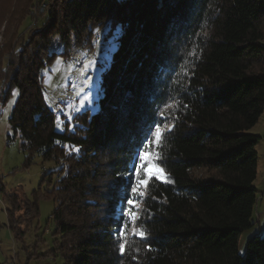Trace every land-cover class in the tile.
Here are the masks:
<instances>
[{"label": "trees", "instance_id": "obj_1", "mask_svg": "<svg viewBox=\"0 0 264 264\" xmlns=\"http://www.w3.org/2000/svg\"><path fill=\"white\" fill-rule=\"evenodd\" d=\"M9 1L0 0V110L17 93L10 140L20 139L25 167L37 156L55 164L29 196L0 188L24 264H264V237L239 251L258 201L260 137L250 131L264 115V0H20L19 17ZM104 27L119 36L97 111L57 132L42 76L58 57L51 47L58 38L62 56L92 53ZM157 126L164 179L141 174L132 224L135 162ZM46 200L52 248L30 252Z\"/></svg>", "mask_w": 264, "mask_h": 264}, {"label": "rangeland", "instance_id": "obj_2", "mask_svg": "<svg viewBox=\"0 0 264 264\" xmlns=\"http://www.w3.org/2000/svg\"><path fill=\"white\" fill-rule=\"evenodd\" d=\"M21 2L20 0H10L8 2L11 11L13 10L12 13L16 14L17 17L21 15V12L18 11V8L20 9L21 7ZM11 11L10 14H12ZM107 31V27L98 28L95 31V49L92 53L84 49H74L70 57L62 56L63 48L58 38L51 47L52 53L57 54L58 57L53 65L43 70L42 76L44 79L45 102L54 114L57 132L62 133L67 129L73 131L74 124L72 121L75 115L88 110L92 113L97 111L98 102L102 95V73L111 65L119 36L117 31L115 35L108 37ZM2 40L0 35V43L3 42ZM85 94L92 98L90 103L86 99ZM16 97L17 93H15V97L7 104L6 108L0 110V188L4 185L9 192H17L29 196L38 188L44 174L55 169V164L52 162L44 163L37 156L33 165L28 168L25 167L26 159L25 154L21 150L20 139L10 140V136H13V131L9 124V119ZM160 131L162 136L165 128H160ZM250 133L260 137L257 145L259 178L255 182V187L258 189V201L252 219V227L245 231L239 240V251L241 254L245 252L247 243L252 237L255 235L264 237V115ZM156 145V137L154 136L152 143L141 150V152L145 153L150 152L148 157L150 163L140 160L139 155L135 162L136 168H140L141 165H144V168L140 169L139 175L136 174V171L134 172L136 191L131 193L133 203L129 204L131 211L128 215L132 224L135 223L138 215L137 211L141 208L139 197L145 194L144 189L148 182L146 179H140L141 174L143 173L146 178L158 177L164 179V173L157 166V157L152 151V147ZM145 169H151L152 174L149 175ZM157 169L161 171H157ZM142 181H146V185L141 183ZM8 209L9 204L0 192V263L24 264L27 255L23 251V245L14 239L8 228V217L6 214ZM54 209L55 205L52 201L46 200L40 203L39 220L25 239L30 252H34V248L37 247L38 252L44 254L52 248L54 225L50 222V217ZM31 264H62V260L40 259L39 261H33Z\"/></svg>", "mask_w": 264, "mask_h": 264}, {"label": "snow or ice", "instance_id": "obj_3", "mask_svg": "<svg viewBox=\"0 0 264 264\" xmlns=\"http://www.w3.org/2000/svg\"><path fill=\"white\" fill-rule=\"evenodd\" d=\"M85 97H86V99L88 100V102L90 103L91 100H92V98H91V97H88L87 94H85ZM82 103H83V101H82ZM151 135H154V136L156 137V142L158 143V142H159V139H160V136H161V131H160L159 126L156 127L155 132L152 133ZM151 143H152V140L149 138V139L147 140V143H146L144 146L147 147V146L150 145ZM149 156H150V152H148V153L140 152V153H139V159L142 160V161H146V162H148V163H150V160L148 159ZM153 167H155V166H153ZM141 168H144V165H141L140 168H137V169H136V174H137V175L140 174V169H141ZM145 170L148 172L149 175L152 174V170H151V169H145ZM157 171H161V170L157 169ZM141 183H144V184L146 185V181H142ZM133 191H136V189L133 188ZM127 202H128V204H130V205L133 203V201L130 200V199H129ZM133 219H134V217H133ZM140 234L143 235V233H140ZM121 235H123V232H121ZM123 250H124V247H123V245H121V251L123 252Z\"/></svg>", "mask_w": 264, "mask_h": 264}]
</instances>
